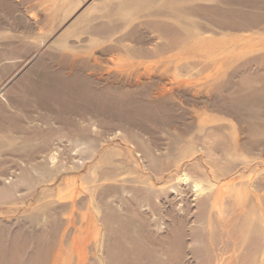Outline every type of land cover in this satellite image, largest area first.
Segmentation results:
<instances>
[{"label": "rangeland", "instance_id": "374dc122", "mask_svg": "<svg viewBox=\"0 0 264 264\" xmlns=\"http://www.w3.org/2000/svg\"><path fill=\"white\" fill-rule=\"evenodd\" d=\"M0 264H264V0H0Z\"/></svg>", "mask_w": 264, "mask_h": 264}, {"label": "bare ground", "instance_id": "6f19581e", "mask_svg": "<svg viewBox=\"0 0 264 264\" xmlns=\"http://www.w3.org/2000/svg\"><path fill=\"white\" fill-rule=\"evenodd\" d=\"M73 68H74V67H73ZM134 81H135V80H134ZM85 84H86V83H85ZM70 87H71V86H70ZM70 87H69V88H70ZM77 87H78V86H77ZM70 89H71V88H70ZM72 89H73V88H72ZM75 95H76V96H80V95H82V92H80V94H79V92H78L77 89H76V91H75Z\"/></svg>", "mask_w": 264, "mask_h": 264}]
</instances>
